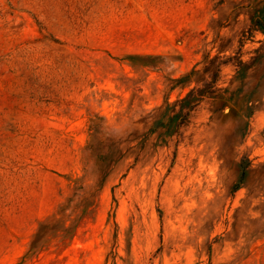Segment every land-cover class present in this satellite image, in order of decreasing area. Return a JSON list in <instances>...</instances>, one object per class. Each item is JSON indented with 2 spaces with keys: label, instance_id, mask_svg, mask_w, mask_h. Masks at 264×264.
Listing matches in <instances>:
<instances>
[{
  "label": "rangeland",
  "instance_id": "374dc122",
  "mask_svg": "<svg viewBox=\"0 0 264 264\" xmlns=\"http://www.w3.org/2000/svg\"><path fill=\"white\" fill-rule=\"evenodd\" d=\"M0 264H264V0H0Z\"/></svg>",
  "mask_w": 264,
  "mask_h": 264
},
{
  "label": "trees",
  "instance_id": "16d2710c",
  "mask_svg": "<svg viewBox=\"0 0 264 264\" xmlns=\"http://www.w3.org/2000/svg\"><path fill=\"white\" fill-rule=\"evenodd\" d=\"M246 164H241V174H240V183L243 181L245 175H246ZM237 186V185H236ZM238 187V186H237ZM235 187V188H237Z\"/></svg>",
  "mask_w": 264,
  "mask_h": 264
}]
</instances>
